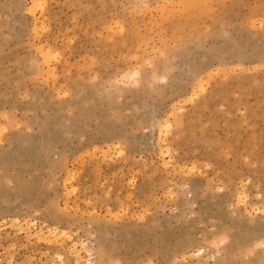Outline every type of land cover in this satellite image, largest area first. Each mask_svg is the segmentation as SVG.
<instances>
[{
    "label": "rangeland",
    "instance_id": "rangeland-1",
    "mask_svg": "<svg viewBox=\"0 0 264 264\" xmlns=\"http://www.w3.org/2000/svg\"><path fill=\"white\" fill-rule=\"evenodd\" d=\"M0 264H264V0H0Z\"/></svg>",
    "mask_w": 264,
    "mask_h": 264
},
{
    "label": "bare ground",
    "instance_id": "bare-ground-1",
    "mask_svg": "<svg viewBox=\"0 0 264 264\" xmlns=\"http://www.w3.org/2000/svg\"><path fill=\"white\" fill-rule=\"evenodd\" d=\"M34 3H35V2H34ZM38 4H39V3H38ZM29 10H30V9H29ZM29 10H28V11H29ZM40 24H41V23H40ZM42 48H43V47H42ZM42 48H41V49H42ZM39 50H40V49H39ZM46 52H47V51H46ZM42 53H43V52H42ZM44 54H45V52H44ZM45 57H47V56H44V58H45ZM45 61H48V60L45 59ZM48 62H49V61H48ZM49 63H50V62H49ZM46 70H47V69H46ZM137 72H138V71H137ZM133 76H136V73H135V74L133 73ZM138 76H139V75H138ZM130 78H131V77H130ZM162 123H163V122H162ZM164 126H165V131H166L165 133L167 134L168 131H170V128H171L172 124H171L170 121H167L166 124H165ZM162 127H163V125L160 126V128H161L160 131L163 132V128H162ZM67 177H68V176H67ZM71 178H73V177H71ZM69 181H70V180H69ZM65 182H66V180H65ZM64 184H65V183H64ZM74 189H75V188H74ZM67 192H68V191H67ZM70 192H71V191H70ZM241 199H242V198H241ZM244 199H245V197H244ZM29 227H30V226H29ZM29 231H30V230H29ZM57 231H58L57 227H56V228H49V229H48L49 235H47V236H50V239H51V235H50V233H51V234L53 233V234H52V236H53L54 233L56 234ZM64 231H65V230H64ZM27 232H28V230H27ZM48 232H46V233L48 234ZM28 233L31 234V232H28ZM59 233H60V232H59ZM35 234H36V233H34V235H35ZM57 234H58V233H57ZM41 235H42V234H41ZM44 235H45V236H44V237L41 236V238L43 237L44 240H46V239L49 240L48 237L45 239L46 234H44ZM61 235H62V233H60V236H59V237H61ZM63 235H64V234H63ZM65 235H66V233H65ZM32 236H33V234H32ZM55 236H56V235H55ZM55 236H54V238H52L51 240H49V241H51V243H52V240H53V239L55 240L56 237H57L58 235H57L56 237H55ZM39 237H40V236H39ZM39 237H38V238H39ZM36 239H37V238H36ZM61 240H62V238H61ZM49 241H48V242H49ZM55 241H56V240H55ZM55 241H53V242H55ZM62 241H63V240H62ZM46 242H47V241H46ZM60 242H61V241H60ZM60 242H59V243H60ZM56 244H57V243H56ZM60 244H61V243H60ZM72 248H73V247H72ZM73 249H74V248H73ZM200 250H201V249H200Z\"/></svg>",
    "mask_w": 264,
    "mask_h": 264
}]
</instances>
